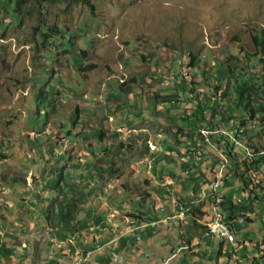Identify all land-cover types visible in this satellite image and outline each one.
Instances as JSON below:
<instances>
[{
	"label": "rangeland",
	"instance_id": "obj_1",
	"mask_svg": "<svg viewBox=\"0 0 264 264\" xmlns=\"http://www.w3.org/2000/svg\"><path fill=\"white\" fill-rule=\"evenodd\" d=\"M89 2L93 10L83 0H61L25 6L18 16L0 15V220L7 221L9 213H34L32 220H24L15 231L18 235L21 229L23 238L19 240L26 242L28 264L60 260L66 245L74 240L63 239L61 234L66 235V230L56 229L61 198L54 197L61 171L67 184L78 187V199L84 205L77 215L81 231L85 225H96L102 215H116L114 219L125 221L129 207L124 199L129 194L133 195L131 207L138 212L140 201L135 198L144 195L138 190L148 186L144 175L152 174L147 153L157 151L159 137L172 141L171 136L184 123L181 110L171 107L174 102L163 104L165 100H156L155 93L171 92L173 96L174 90L183 92L186 85L190 87L193 75L198 88L208 92L212 83L209 72L214 65L225 62L234 66L231 57L243 58L242 51L253 52L252 35L264 30V0ZM190 53L197 56L193 69L189 67ZM217 75L224 77L219 70ZM183 94L178 99L184 104ZM232 115H226L230 124L235 120ZM169 117L178 124H171ZM122 123L125 125L120 126ZM217 123L221 121H214L212 127ZM246 129L247 137L264 147L260 120ZM100 130L106 133L104 142L98 139ZM192 130L196 132V126ZM188 133L192 132L183 130L182 134ZM137 135L141 144L136 148ZM150 138L156 150L149 144ZM103 143L111 150L108 155L102 153ZM171 143L178 151L183 148ZM129 145L135 150L130 151ZM216 157L219 159L218 154ZM100 180L107 189L112 181L114 188L104 191ZM226 181L220 192L233 187L235 200L241 198L248 205L249 196L242 192V184L235 177ZM63 187L64 193L69 192L67 185ZM113 189L125 196L114 198ZM256 194L262 196L264 192L257 189ZM222 205L215 204L216 214H222ZM50 211L54 213L51 221L47 218ZM244 220L235 234L241 242L236 264H254L255 259L257 264H264V201L255 202L252 217ZM79 225L69 234L79 233L74 246L81 249V241L87 238L79 232ZM177 232L174 238L166 237L175 248L179 246ZM188 235L203 242L198 256H189L184 264H204L201 257L209 258L208 264H216L220 240L213 242L200 233ZM102 241L110 244L98 253L110 254V247L120 238ZM223 248L220 264H234L229 261L232 247L227 244L225 249L223 244ZM112 257L115 263L120 262L117 256Z\"/></svg>",
	"mask_w": 264,
	"mask_h": 264
},
{
	"label": "crops",
	"instance_id": "obj_2",
	"mask_svg": "<svg viewBox=\"0 0 264 264\" xmlns=\"http://www.w3.org/2000/svg\"><path fill=\"white\" fill-rule=\"evenodd\" d=\"M124 125L125 123H122L120 126ZM197 125L198 124L193 125L192 123L187 124L184 122L181 127L184 130H190V132L193 133L192 129H194L195 126L197 127ZM200 127H202L201 124L199 125L197 131H199ZM137 138L138 140L133 145L134 147L136 146V148L139 144H141V136L137 135ZM161 138L162 137H159V139L155 142L158 143L157 151H154L153 153L151 152V154H149L150 152L147 153L150 157L147 160L149 163V169L151 170L152 174L149 173V175L147 173L146 175H144V178H146V184L148 186L142 188L141 190H138V193L142 191L144 195L142 194V196L135 198L137 201H140V210L137 212L131 207L130 202L133 199V195L129 194L128 197L124 199L127 207H129L125 210V214L129 216L125 221L114 219L116 218V215H112L113 217H111L110 214L107 216H100L99 219L97 218V221L94 222L96 225H90V227L94 226L104 228L105 231L103 233H99L98 235L89 232L90 227L86 225L84 227V231H81V228H83V226L80 225L79 232H81L87 238L81 241L83 244L81 245V249H95V253L93 251H87L92 253L85 255V261H78V257H71L79 256L80 254V248L74 246L76 237H79V233L75 234V237L69 234L68 228H65L67 238L74 237V240H71V243L67 244L66 246H72L74 250L71 248V252L65 251L64 257H62L58 261L51 262L52 264H87L90 258L91 260L89 262L95 260L97 261V264H117L113 262L114 260L112 256H117L121 264H165L166 262H168V264H184L185 259L189 256L192 258H196L198 256L201 251L203 241L191 237L192 235L189 236L188 234L200 233L201 236H204V234L206 233L204 231L205 224L211 219V217L212 220L215 217V215H212L211 203L206 196H208L209 194V190L207 189V187L211 182L212 173L217 167L219 160L217 159L218 157H216V152L214 153L208 150L206 151L203 163H201L197 167H189L190 165L188 163H185L184 161H186V153L188 151V148L192 145V141H189L187 144L178 143L177 145H179L180 148L183 147L182 149H185L183 151L182 149L181 151H178L171 143L172 141L177 142L173 139V136H171L172 141L170 142L169 140L167 141ZM148 141L150 145L154 146L153 139ZM131 150L135 149H133L132 147L130 151ZM89 154L92 155L94 153L90 152ZM220 159L221 163H223L224 165L225 163H229L227 165L228 168L226 167L227 169L224 171L231 172L232 169L230 167V161H228V157L220 153ZM141 163L144 164L145 162H140L138 164L140 165ZM186 170L190 171L189 176H186ZM153 174L155 175L154 178L151 176ZM113 184L114 183L112 181L108 184L109 190H112V188H114L112 186ZM225 185L224 187L221 186V188L223 187L222 189H224L226 187ZM105 188L106 187L103 188L104 191H106ZM119 188L121 189V185L119 186ZM259 190L264 192V189ZM233 191V187L232 189L225 190V193L223 190V196L228 203H226L225 205V207L227 208L231 207L230 203H233L235 201L236 196L234 195ZM111 194H114V198L116 199L119 194L125 196V193L123 191L120 192L115 189H113ZM241 202H243V200H241ZM178 204L179 206H177ZM18 205L21 206L20 204ZM26 205H23L25 211L27 209ZM19 206H17V208L20 210L21 208H19ZM181 207L189 209L186 218H178ZM12 208L16 210L14 206H12ZM14 210L11 209V211ZM239 210L235 209L233 216L237 215ZM102 212L103 214L105 213L104 211H99V213ZM114 212L120 216H124V213H122L120 210H114ZM225 213L228 214L227 212ZM32 214L34 213L30 212L29 214H15L14 217L12 213H9V216H7L9 218L5 217L7 221L2 222L0 220V264H28L26 254L28 251L26 250V242L24 241L25 243H22L21 240H19L23 238L21 229L19 230L18 235H16L15 231H17L16 226L24 220H27L28 218L32 220ZM135 214H141L142 218L146 220V222L138 223L135 218H133V215ZM214 214H216L215 209ZM245 214V219H248L249 217H252L253 212H245ZM48 216L51 219L54 218L51 212ZM111 218H113L114 221ZM243 222L246 221L244 220ZM153 223L155 224V226L150 225ZM240 223H242V221H239L235 227L237 230L239 226L238 224ZM142 226H146V228H141ZM130 228L137 230H135L134 233H126ZM176 232L179 236V246L177 248L169 244V241L166 239V237L168 236H172L174 238L176 236ZM114 237L120 238V241H118L115 247H110V249H112V253H98L103 248H105V246L110 244L108 243L107 245H105L106 243L103 242L102 239L105 238L106 240H109L110 238L113 239ZM138 237H140V241L137 240ZM96 242L100 245H103V247H98V249L95 248ZM190 244L194 245L193 251H186V249H189L188 246L184 247V250L182 249L184 245ZM223 249L224 248L222 246V250ZM223 251L225 252V250ZM208 252H212V249H208ZM221 254H219L218 252L216 264H220L219 258ZM180 256H182V258H180ZM57 259L58 257H56V260ZM200 260H202L204 264H208L209 262V258L207 257H201Z\"/></svg>",
	"mask_w": 264,
	"mask_h": 264
},
{
	"label": "trees",
	"instance_id": "obj_3",
	"mask_svg": "<svg viewBox=\"0 0 264 264\" xmlns=\"http://www.w3.org/2000/svg\"><path fill=\"white\" fill-rule=\"evenodd\" d=\"M61 0H0V15L1 14H11L12 16H18L25 6L28 5H40L44 2H60ZM84 3L88 4L90 8L93 10V5L89 2V0H83ZM43 24V23H42ZM43 26V25H42ZM49 27V26H47ZM51 29H57L51 28ZM58 30V29H57ZM4 35V33H3ZM47 37V35H45ZM76 38V37H75ZM252 44L254 46L253 52H245L243 58H239L236 55H233L231 58L235 60V65L232 66L231 64H225V62H217L214 65V68L211 69V80L212 83L210 85L211 90H208L211 95L210 97L207 96L208 92L200 90L198 88V82L197 77L193 75L191 77L189 83L190 87L186 85L184 87V91H178L175 92L174 95L166 94V93H155L156 100L158 99H164L163 104L166 103H173L170 106L176 109L181 110V114H184L183 122L190 124H198L197 130L199 128V125L201 124L202 127H206L207 125H212V123L219 119L221 121V125L224 126L229 131H233L236 129L235 126L238 125V127H244L246 128L250 123H257L260 120V126L264 125V30H258L256 33L252 35ZM86 55V51H83V58ZM227 59V58H226ZM197 61V56H195L193 53H190V59H189V67L191 69L195 68V64ZM229 61V59L227 60ZM244 65H246L247 69L244 68ZM222 71L224 73V77H221L220 75L215 76V71ZM214 74V76H213ZM183 76V75H182ZM210 77V74L208 75ZM176 78H180L178 73L176 74ZM226 79V80H225ZM124 83H122L123 85ZM125 86V85H123ZM178 86V85H177ZM176 88V87H175ZM181 88V86L177 87V89ZM176 89V90H177ZM213 91V92H211ZM181 93H184V104L178 99V96ZM175 98L174 101H168V98ZM167 100V101H166ZM225 103V104H223ZM226 109L222 111V108ZM121 106H118L117 108H120ZM169 110V109H168ZM166 110V111H168ZM78 112V109H77ZM184 112V113H183ZM209 112V113H208ZM169 113V112H168ZM228 113H232L235 120L232 124H230V119L226 118V115ZM164 117V116H162ZM218 118V119H217ZM168 120L173 125H177L178 121H173L172 118H168ZM200 127V129L202 128ZM178 132L174 133L172 136L173 139L177 141L178 144H187L189 141H192V145L200 144L202 142V139L200 137V129L199 131H196L193 133H188L187 135H183V128L177 127ZM195 128V127H194ZM100 134L98 136V139H100L102 142L105 141L106 133L103 130H100ZM99 131L96 130V137L97 133ZM248 130L245 129V141L247 142L248 147L253 151L254 153V159L251 162H243L240 163L236 155H233V153H236L232 144L230 143V140L228 138H223L220 141H217L218 149L221 153L227 155L232 163H231V169L234 172V177L242 184L241 190L244 193H248V205L243 203L240 206H236L233 203H230L231 207H225V205L221 206L223 212L228 218H232L235 209H241L245 212L252 213L254 212V203L258 201H264L263 198H259L256 194L257 189H264V155H261L262 152H264V147L260 145L259 143H256L254 139L247 137ZM104 151L105 155H108L109 152H111L110 149H108V145L106 143ZM236 145V143H235ZM129 147H132L129 145ZM216 152V151H214ZM218 154V152H216ZM101 160V158L99 159ZM101 167V165H98L97 168ZM112 166H115V163L112 162ZM263 166V167H261ZM102 168V167H101ZM112 169V168H111ZM256 172H261V176L263 179H261L260 182L257 181L258 176H256ZM111 174V173H110ZM17 182V181H16ZM101 187L103 186V181L100 180ZM63 184L67 185L69 187V192L64 193ZM58 190L56 189V199L57 197H60V201H58V215H57V225L56 229L64 230L66 227L68 230L73 229L76 230L78 228V225L80 224V221L77 219L78 211L82 210L83 204L78 199V187L75 184H67L64 180L63 172H60L59 180L57 182ZM106 191L109 189L105 188ZM54 193H52L53 195ZM228 204V203H227ZM84 209V208H83ZM88 211V209L86 208ZM57 210L55 209V212ZM53 215L54 213L50 211ZM49 221H51V218L49 216L47 217ZM133 218L138 223L146 222L142 218L141 214H135L133 215ZM80 226V225H79ZM207 229V228H206ZM235 233L238 232L236 228H234ZM207 232V230H205ZM205 236V234H204ZM61 237L64 239L66 238L65 234H61ZM206 238V237H205ZM209 239V238H206ZM211 240V239H209ZM212 241V240H211ZM214 242V241H213ZM264 242V240H262ZM222 246L223 244H220V251L219 254L222 253ZM256 259H255V263Z\"/></svg>",
	"mask_w": 264,
	"mask_h": 264
},
{
	"label": "built area",
	"instance_id": "obj_4",
	"mask_svg": "<svg viewBox=\"0 0 264 264\" xmlns=\"http://www.w3.org/2000/svg\"><path fill=\"white\" fill-rule=\"evenodd\" d=\"M250 124H252V123H250ZM246 128L237 127L234 130V134L236 135V131L245 130ZM200 137L202 139V142L200 144L205 145L206 151L213 149L214 151L218 152V155H219V159H218L219 162H218L217 167L214 169V171L212 173L211 182L209 183V185L207 187V189L209 190V194L206 197L208 198V200L211 203L212 215H220V223L219 224H212V217H211V219L205 224V228H210V235L209 236H203V237H211V240H214V242H216L217 240H220V243H225L226 247H227V244H229L232 247L231 251L229 252L232 255V258H230L229 261H230V263L235 262L234 264H236V261H239V258L236 255V253L241 248V244H240L241 242L239 240L235 239L234 228L236 227V225L239 221H242V222L244 221L246 214L242 210H239L238 214L235 216H232V218H228L224 212L222 214H214V206L216 203H223V206L227 203L225 197L220 192V189H221V186H224L227 178L234 177V172H233V170L231 172H224V164L221 163V161H220V153L221 152L219 151L218 145L216 142L220 141L221 139L224 138V137H221V132L211 131V125H207L206 127H202L200 129ZM232 146H233L235 152L237 153V160L240 163L251 162L254 159V153L248 147L247 142L245 140L244 141H238V144L232 145ZM154 148H156L155 146H153V150H156ZM261 155H262V153H261ZM203 161L204 160H198L197 165H200L201 163H203ZM184 162L187 163V161H184ZM196 166H189V167H196ZM185 174H186V176H189L190 171L186 170ZM260 176H261V173L258 175V177H260ZM257 181H258V179H257ZM237 190H240V188L237 187ZM263 196L264 195L258 196V197L263 198ZM233 204L236 206H240L241 204H243V202H241V198H238L233 202ZM177 206H179V204ZM188 211H189V209L181 207V211L178 214V218H186ZM150 225L155 226L154 223L150 224ZM141 228H146V226H142ZM102 229H104V228L92 226V227H90L89 231L91 233H95L96 235H98L100 230H102ZM135 230H137V229L130 228V229H128V232H126V233H134ZM137 240H141L140 237H138ZM193 246L194 245L191 244V247L186 251L191 252L193 250ZM98 247H103V245H100L99 243L96 242L95 248H98ZM71 248H72V246H69L66 248L65 251L71 252ZM86 251H93L95 253V249H93V250L80 249L79 256H71V257H78V261H85ZM233 255L235 256L234 258H233ZM118 264H120V262H118ZM165 264H168V262H166Z\"/></svg>",
	"mask_w": 264,
	"mask_h": 264
},
{
	"label": "bare ground",
	"instance_id": "obj_5",
	"mask_svg": "<svg viewBox=\"0 0 264 264\" xmlns=\"http://www.w3.org/2000/svg\"><path fill=\"white\" fill-rule=\"evenodd\" d=\"M218 126H213L211 125V131L213 132H221V137H224V138H228L230 140V143L232 145H235L238 144V141H242L245 139V130H239V131H236V135L234 134V130L233 131H229L228 129H225L222 127V125L220 123H217ZM234 143V144H233ZM199 146V147H198ZM188 153V154H187ZM186 155L187 157H185L186 161L188 162V164L190 166H196L197 165V162L198 160H204L205 158V154H206V150H205V145L204 144H196V145H191L189 148H188V151H187ZM223 154V153H221ZM224 156L228 157L227 155L223 154ZM233 155H236V158H237V153H233ZM226 159V158H225ZM228 161H230V167H231V159L228 157ZM221 160V159H220ZM229 163H225L224 165V170H226L228 167ZM198 166V165H197ZM196 166V167H197ZM227 167V168H226ZM228 171V170H227ZM225 172V171H224ZM229 172V171H228ZM256 176H258L256 174ZM222 203H217L218 206H220ZM221 212H222V208H221ZM223 213V212H222ZM220 223V215L217 216V218L215 219V223L213 224H219ZM103 230V229H102ZM100 230V232L102 231ZM206 230V228H205ZM204 230V231H205ZM99 232V233H100ZM104 232V230H103ZM102 232V233H103ZM236 234V233H235ZM210 235V228H207V232L205 233V236H209ZM206 238H209L211 239V237H206ZM140 241V240H139ZM214 241V240H212ZM225 245V243H223ZM188 246L189 248L191 247V244L190 245H184L183 246V250H184V247ZM98 249V248H97ZM89 253H92V252H87L86 251V254H89ZM79 254V253H78ZM92 257V256H91ZM91 260V258L89 259V261ZM88 261V262H89ZM114 262V261H113Z\"/></svg>",
	"mask_w": 264,
	"mask_h": 264
}]
</instances>
